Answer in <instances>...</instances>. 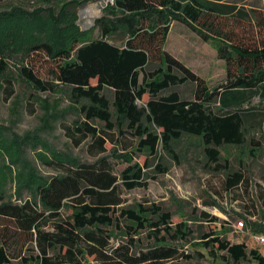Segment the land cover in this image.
I'll use <instances>...</instances> for the list:
<instances>
[{
  "label": "trees",
  "instance_id": "trees-1",
  "mask_svg": "<svg viewBox=\"0 0 264 264\" xmlns=\"http://www.w3.org/2000/svg\"><path fill=\"white\" fill-rule=\"evenodd\" d=\"M110 8L114 17L97 21L100 38H74L67 46L34 42L26 47L18 71L42 106L45 124L74 113L78 119L70 136L90 137L91 148L102 152L107 141L101 135L113 132L119 141L131 137L133 150L126 152L128 164L118 174L104 157L80 162L62 156L52 164L60 174L43 177L34 198L17 203L0 192V218L34 244L20 264H89L87 258L92 257L100 264L190 262L194 255L179 247L193 237L185 219L174 223L173 214L158 205L122 206L119 186L128 191L146 188L168 173L171 165L194 158L207 172L220 173L223 189L230 192L247 185V160L258 158L263 151L256 136L259 132L264 135V112L259 113V107L251 103L259 99L264 110V38L243 41L236 29L244 34L264 31V14L245 10L231 0H114ZM167 12L176 14L202 40L222 43L217 50L225 64L221 84L210 87L164 50ZM117 33L126 36L122 44L108 40ZM38 56L52 66L49 79L40 77L28 64ZM8 72L0 55V93L7 97L13 94ZM187 84L193 86L191 99L173 91ZM46 92L65 97L67 106L60 109L58 101L41 99L38 93ZM17 104L15 98L12 114ZM95 122L106 130L93 126ZM66 130L70 132L69 127ZM5 166L0 156V170ZM213 206L227 213L218 203ZM235 215L244 222L243 232L264 234L263 213L255 221L251 213ZM196 216L214 225L201 237L211 257L207 264H264L257 249H249L245 242L232 243L219 234L217 224L223 227L227 222L204 211ZM108 228L119 230L121 242L110 244L113 235ZM142 233L151 241L145 248L139 246ZM2 236L0 264H12L15 257L4 246L9 234Z\"/></svg>",
  "mask_w": 264,
  "mask_h": 264
},
{
  "label": "rangeland",
  "instance_id": "rangeland-1",
  "mask_svg": "<svg viewBox=\"0 0 264 264\" xmlns=\"http://www.w3.org/2000/svg\"><path fill=\"white\" fill-rule=\"evenodd\" d=\"M97 2L98 0H0V55L8 64V78L11 80L13 93L8 97L5 93H0V156L6 161L5 168L0 170V192L11 196L14 202L34 198L35 187L39 181H43V177L50 178L60 174V170L52 164L54 159L62 156L77 158L80 162H94L104 157L117 174L128 164L126 152L130 153L134 146L131 137L119 141L113 132L107 131V136L101 135L107 141L101 152L100 149L91 148L90 137L82 138L77 134L74 138L69 135L78 119L74 113L62 115L61 119L53 124H45L42 106L34 100V92L19 77L18 67L24 62L25 49L34 42L46 41L53 46H67L74 38H100L97 21L114 17V10L110 8L114 0H105L100 14L89 23L80 16L83 8L92 7ZM231 2L237 3L245 10L253 9L259 15L264 14V0ZM166 16H169V30L164 50L203 77L210 87L221 84L225 79V64L218 58L217 50L222 43L218 39L202 40L195 31L182 23L176 14L167 12ZM236 31L243 41L264 38L263 30L254 34H244L238 29ZM125 37L123 33H117L108 37V40L114 44H122ZM28 64H32L40 77L49 79L52 66L43 60V57H34L28 60ZM192 90L193 86L188 84L173 88V91L185 99L192 98ZM38 95L49 103L58 101L60 109L68 103L65 97L61 99L57 94L46 92ZM15 98L18 104L16 112L12 114ZM144 99H148L147 96ZM251 105L259 107L256 109L259 113L264 112L260 108L259 99H254ZM93 126L105 129L103 124L98 122L93 123ZM66 127L70 128V132ZM256 137L262 141L263 151L258 158L247 160L245 174L248 183L230 192L223 189V177L220 173L207 172L194 158L181 165H171L168 173L150 181L146 188L128 191L119 186L117 192L124 201L122 206L158 205L173 214L174 223L185 219V223L192 229L191 242L179 247L195 258L190 262L179 260L165 264L211 262L208 250L203 248L201 237L213 230L214 225H208L196 218L197 213L201 211L228 223L223 227L217 224V231L226 240L232 243L245 242L249 249H257L263 255L261 248L251 243L247 234L239 230L237 222L243 220L235 215L251 213V219L255 221L261 218V213L264 214V135L259 132ZM109 139L117 141L120 145L110 143ZM123 147H127L126 150H123ZM139 161L142 162L143 158ZM214 202L227 213L213 206ZM45 229H50V226H45ZM3 233L9 234V240L4 246L9 250L11 257H15L11 263L20 264L34 244L29 242L28 235L16 232L12 223L0 218L2 238ZM108 233L113 235L110 239L111 245L121 242L122 235L119 230L108 228ZM150 243L146 233L139 235L140 247L145 248ZM87 259L89 264H100L93 257ZM82 264H85L84 261Z\"/></svg>",
  "mask_w": 264,
  "mask_h": 264
},
{
  "label": "bare ground",
  "instance_id": "bare-ground-1",
  "mask_svg": "<svg viewBox=\"0 0 264 264\" xmlns=\"http://www.w3.org/2000/svg\"><path fill=\"white\" fill-rule=\"evenodd\" d=\"M104 3L105 0H98V2L94 6L83 8L80 11L81 18H83L86 23L91 22L100 14L101 7Z\"/></svg>",
  "mask_w": 264,
  "mask_h": 264
},
{
  "label": "built area",
  "instance_id": "built-area-1",
  "mask_svg": "<svg viewBox=\"0 0 264 264\" xmlns=\"http://www.w3.org/2000/svg\"><path fill=\"white\" fill-rule=\"evenodd\" d=\"M238 228L241 231H244V225L242 221H238ZM247 234L249 240L251 243H253L254 245H256L257 247L261 248L262 252H263V256H264V234L263 233H245Z\"/></svg>",
  "mask_w": 264,
  "mask_h": 264
}]
</instances>
